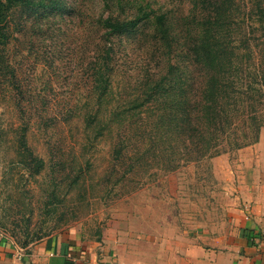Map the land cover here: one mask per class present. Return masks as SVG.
I'll return each instance as SVG.
<instances>
[{"label": "rangeland", "instance_id": "374dc122", "mask_svg": "<svg viewBox=\"0 0 264 264\" xmlns=\"http://www.w3.org/2000/svg\"><path fill=\"white\" fill-rule=\"evenodd\" d=\"M65 1L70 12L63 15L51 6L16 10L9 41L0 44V241L28 247L83 230L92 240L105 234L125 246L133 235L141 240L163 230L223 231L252 182L256 153L228 149L186 162L182 144L158 124L170 98L159 100L160 111L145 102L172 65L176 75L199 80L181 35L188 28L194 36L189 21L205 11L191 0H115L109 7L104 0ZM255 3L234 10L228 35L238 56L250 41L253 58L263 61L264 23ZM140 8L164 14L176 42L164 47L150 27L115 37L109 92L100 99L95 76L105 68L94 67L103 63L106 31L99 21L131 19Z\"/></svg>", "mask_w": 264, "mask_h": 264}, {"label": "trees", "instance_id": "16d2710c", "mask_svg": "<svg viewBox=\"0 0 264 264\" xmlns=\"http://www.w3.org/2000/svg\"><path fill=\"white\" fill-rule=\"evenodd\" d=\"M112 1L115 0H104L107 7ZM121 1L116 0L119 5ZM191 1L195 10L202 8L205 14L200 19L195 16L188 19L189 24L195 26L194 36L193 31L188 28L181 36H185L183 45L187 49V58L199 69V80L198 77L189 79L185 75H176L175 66L172 65L165 77L149 87L145 102L156 104V110L160 111L159 100L162 98L161 101H167L170 98L169 103H163L158 124L167 129L165 134L171 140L177 139L182 144L179 154L186 162H198L228 149L237 151L259 141L263 128L260 112L261 106H264V60L261 57L258 60L253 58L255 54L250 41L246 43L247 54L244 58L242 55L238 56L236 49L239 46H235L230 41L231 35H228L234 21V10L242 11L241 3L244 4L245 0ZM255 4L258 6L256 9L260 20L264 23V0H256ZM35 6V10L51 6L53 12L59 11L62 15L70 12L65 0H0V44L9 41L13 13ZM154 14L140 8L131 19L121 20L119 17L109 16L99 21L101 28L106 31L101 41L103 63L94 67L105 68V71L99 68L100 71L95 76V90L100 99L109 92L115 37L140 33L150 27L156 38L159 39L161 35L159 43L172 48L171 41L176 40L172 24L164 14ZM252 15L253 13L246 16L253 19ZM249 69L256 72L254 76L248 75ZM251 78L252 82L244 80ZM114 114L115 112L112 113ZM92 121L88 123L89 128L94 127ZM103 127L108 128L109 123H105ZM170 149L177 153L174 146ZM38 162L37 174L43 167V161ZM176 166L171 165L170 168L173 170Z\"/></svg>", "mask_w": 264, "mask_h": 264}, {"label": "crops", "instance_id": "0c3cea01", "mask_svg": "<svg viewBox=\"0 0 264 264\" xmlns=\"http://www.w3.org/2000/svg\"><path fill=\"white\" fill-rule=\"evenodd\" d=\"M260 137L254 149H242L256 153L255 171L223 231L163 230L141 240L133 235L123 246L105 234L92 240L69 230L28 247L0 241V264H264V133Z\"/></svg>", "mask_w": 264, "mask_h": 264}]
</instances>
